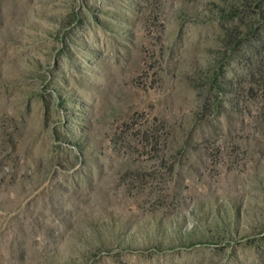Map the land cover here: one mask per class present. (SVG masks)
Returning a JSON list of instances; mask_svg holds the SVG:
<instances>
[{
  "label": "rangeland",
  "instance_id": "1",
  "mask_svg": "<svg viewBox=\"0 0 264 264\" xmlns=\"http://www.w3.org/2000/svg\"><path fill=\"white\" fill-rule=\"evenodd\" d=\"M0 264H264V0H0Z\"/></svg>",
  "mask_w": 264,
  "mask_h": 264
}]
</instances>
